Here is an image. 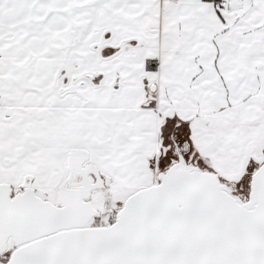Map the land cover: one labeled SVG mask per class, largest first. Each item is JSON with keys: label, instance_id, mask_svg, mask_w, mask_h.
<instances>
[{"label": "snow or ice", "instance_id": "1", "mask_svg": "<svg viewBox=\"0 0 264 264\" xmlns=\"http://www.w3.org/2000/svg\"><path fill=\"white\" fill-rule=\"evenodd\" d=\"M0 264H264V0H0Z\"/></svg>", "mask_w": 264, "mask_h": 264}]
</instances>
